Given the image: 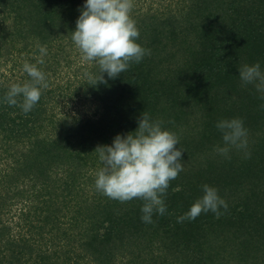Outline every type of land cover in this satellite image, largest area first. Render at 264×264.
I'll list each match as a JSON object with an SVG mask.
<instances>
[{"label":"trees","instance_id":"16d2710c","mask_svg":"<svg viewBox=\"0 0 264 264\" xmlns=\"http://www.w3.org/2000/svg\"><path fill=\"white\" fill-rule=\"evenodd\" d=\"M152 1L133 19L150 55L97 85L71 58H81L71 35L86 0H0V264H264V92L239 77L244 65L264 72V0ZM25 62L48 83L27 114L3 102L30 82ZM80 69L99 75L94 62ZM144 112L184 152L167 212L150 224L143 201L95 187L103 165L94 151L135 132ZM225 119L247 130V148L227 156L216 151ZM205 184L227 211L178 222ZM20 202L18 222L3 218Z\"/></svg>","mask_w":264,"mask_h":264},{"label":"clouds","instance_id":"9594fccd","mask_svg":"<svg viewBox=\"0 0 264 264\" xmlns=\"http://www.w3.org/2000/svg\"><path fill=\"white\" fill-rule=\"evenodd\" d=\"M133 0H86L81 15L76 21V29L71 39L81 53L83 62L98 65L99 75L85 72L90 83H107L117 79L129 70L132 63H140L150 50L141 47L136 41L139 31L131 18ZM43 64L47 55L46 46L38 45ZM23 71L30 82L13 84L3 98L9 106L20 107L27 114L39 102L48 83L45 73L36 65L25 62ZM239 77L244 84H254L258 91L264 92V72L259 63L239 69ZM162 121H152L144 112L138 121V129L126 136L117 135L111 146H98V154L103 167L96 173L95 187L106 197L125 203L134 199L143 201L141 220L153 223L154 213L167 212L164 198L170 182L177 179L184 170L181 163L183 151L177 149L179 138L175 133L163 130ZM222 134L224 147L216 151L227 156L231 148H247V130L240 119H225L216 124ZM204 195L198 199L178 222L195 220L202 213L211 211L217 218L228 205L218 195V190L203 185Z\"/></svg>","mask_w":264,"mask_h":264},{"label":"rangeland","instance_id":"374dc122","mask_svg":"<svg viewBox=\"0 0 264 264\" xmlns=\"http://www.w3.org/2000/svg\"><path fill=\"white\" fill-rule=\"evenodd\" d=\"M158 2H159V1L156 0V3H158ZM153 3H154V2H153L152 0H133L134 7H133V9H132V11H131V18L134 19V18H136L138 15L141 16V15H143V13H145L146 11H149V9H151V7H153V5H152ZM154 6L156 7L157 4H154ZM77 53H78L77 51H74V50H73L71 58L76 60V63H77L76 67L79 68L81 76H82L83 78H86V77L84 76V74H83L82 69H80V66L85 65L86 62H83L81 58L76 57V54H77ZM79 61H81V62H79ZM80 63H82V65H80ZM1 71H2V70H1ZM57 82H58V81H57ZM71 107H72V108H71L70 110H72V111H74V112H75L76 110H81V111H82V109H83V107H81V108H77V104H76L75 102H72ZM94 108H95V107H93L92 109L89 108L90 110H88V111H89V112H92V111L94 110ZM83 111H84V110H83ZM0 159H1V156H0ZM6 160H7V159H5L4 161H2L1 164H4ZM0 161H1V160H0ZM12 201H17V198L14 199V200H12ZM24 205H26V203H21V202H20V203H16V205H14V207H11V208H12V211H10V210H11L10 207H7V208L3 211V218L6 219L7 217H11V218L14 217L12 221H14L15 223L18 222V221L20 220V214H19V213H20V208H21L22 206H24ZM18 207H20V208H18ZM14 222H12V223H14ZM12 225H14V224H12Z\"/></svg>","mask_w":264,"mask_h":264}]
</instances>
